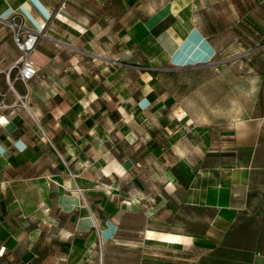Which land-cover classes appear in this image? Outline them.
I'll return each mask as SVG.
<instances>
[{
  "label": "crops",
  "instance_id": "0c3cea01",
  "mask_svg": "<svg viewBox=\"0 0 264 264\" xmlns=\"http://www.w3.org/2000/svg\"><path fill=\"white\" fill-rule=\"evenodd\" d=\"M198 1L0 0V264H264V63Z\"/></svg>",
  "mask_w": 264,
  "mask_h": 264
},
{
  "label": "rangeland",
  "instance_id": "374dc122",
  "mask_svg": "<svg viewBox=\"0 0 264 264\" xmlns=\"http://www.w3.org/2000/svg\"><path fill=\"white\" fill-rule=\"evenodd\" d=\"M197 3V8H201L199 14L205 17L207 26L217 35L222 44V62H246L249 57H256L250 58V62H264V56L257 55L259 49L256 47V44L264 43V38L254 39L252 30L254 28L264 34V23H248L251 28H247L246 25L242 27L237 23V20L242 17L246 20H250L248 18L251 17L264 20V0H199ZM203 5L205 9L202 8ZM242 39L247 40L244 47L239 43ZM193 40V38H187L182 41L191 43L194 42ZM243 49L248 53L243 55Z\"/></svg>",
  "mask_w": 264,
  "mask_h": 264
},
{
  "label": "built area",
  "instance_id": "2783aa9c",
  "mask_svg": "<svg viewBox=\"0 0 264 264\" xmlns=\"http://www.w3.org/2000/svg\"><path fill=\"white\" fill-rule=\"evenodd\" d=\"M16 19L17 16H13L7 21L10 26L15 28L14 39L21 53L17 73L12 80H10V78L8 79L10 89L13 88L15 82H21L28 88L29 82L38 75V71L32 59V54L41 36H43L42 32L27 29L22 24L18 23ZM4 107L5 105L0 103V110Z\"/></svg>",
  "mask_w": 264,
  "mask_h": 264
},
{
  "label": "trees",
  "instance_id": "16d2710c",
  "mask_svg": "<svg viewBox=\"0 0 264 264\" xmlns=\"http://www.w3.org/2000/svg\"><path fill=\"white\" fill-rule=\"evenodd\" d=\"M201 34L203 35V37L211 44V46L215 49V54L213 56L212 61L214 62H218V61H222L221 58V45L218 46V48H215L214 43L212 41V39L210 37H208L207 35H205L201 30H200ZM256 47H258V56H264V43H262V45L256 44ZM257 49V48H256ZM263 51V52H262ZM257 56V57H258ZM256 58V57H255ZM255 58H251V59H255ZM254 63H259V62H255V61H251ZM264 63V62H263ZM262 64V63H261Z\"/></svg>",
  "mask_w": 264,
  "mask_h": 264
}]
</instances>
